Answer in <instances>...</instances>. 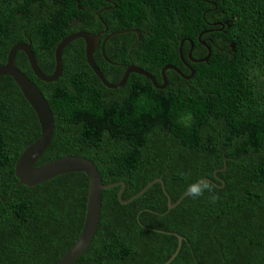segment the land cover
Wrapping results in <instances>:
<instances>
[{"label":"trees","instance_id":"trees-1","mask_svg":"<svg viewBox=\"0 0 264 264\" xmlns=\"http://www.w3.org/2000/svg\"><path fill=\"white\" fill-rule=\"evenodd\" d=\"M99 14V16H98ZM102 40L93 59L117 83L129 64L161 83V68L194 70L186 79L167 70L157 89L131 72L118 89L105 87L77 38L62 51V73L43 82L23 52L16 66L46 98L54 117L49 145L35 166L65 155L90 159L103 184L123 181L122 199L160 177L172 202L208 177L219 199L187 195L168 209L159 182L128 203L120 186L102 192L96 235L73 264H264V0H0V64L25 31L41 71L54 69V49L76 31ZM26 39V38H25ZM233 45V47H232ZM99 47V46H98ZM151 50V51H150ZM190 115V118H189ZM32 108L9 76H0V264H55L76 241L84 220L88 178L56 176L17 185L14 164L39 135ZM181 138V139H180ZM217 171V179L214 177ZM224 182V185L222 183Z\"/></svg>","mask_w":264,"mask_h":264},{"label":"water","instance_id":"water-1","mask_svg":"<svg viewBox=\"0 0 264 264\" xmlns=\"http://www.w3.org/2000/svg\"><path fill=\"white\" fill-rule=\"evenodd\" d=\"M99 16V14H98ZM107 31V27L105 25V29L103 31H99L95 34L89 33L87 31H76L72 32L66 37H64L55 47L54 49V69L49 74H44L41 69L39 68L33 51L31 50V44L30 42L24 43V42H17L14 45H12L7 53L6 61L2 64H0V76H9L12 78V80L15 82V84L18 86L21 94L27 101V103L32 108L34 114L36 115V118L39 123V135L20 153L18 158L15 161L14 164V174L17 179V185L22 184L25 186H34L38 185L42 182H45L49 179H52L56 176L71 173V172H83L87 178H88V188H87V198H86V205H85V215L84 220L82 223V227L80 230V233L72 245V247L60 258V260L55 264H73L89 247L91 242L93 241L98 225L100 220V210H101V202H102V192L105 189H110L115 186H120L118 191V201L120 203H128L131 200L135 199L137 196L144 193L153 183L159 182L161 184V188L164 192V194L167 197V206L168 209H171L175 207L185 196L186 192H184L175 202H172L167 191L165 190V186L163 183V180L160 177H157L151 181H149L136 195L132 196L131 198L124 200L122 199V192L125 188V183L123 181H116L109 184H103L100 173L97 169V166L88 158L84 156H78V155H65L63 157H59L56 159H53L51 161H48L44 164H41L39 166H35V163L39 159V157L43 154L45 149L50 143V140L52 138L53 132H54V117L53 113L51 111V108L42 94V92L38 89L36 84L29 79L21 70L18 69L15 62V56L18 51H21L25 54L30 69L34 76L43 81V82H52L56 81L61 73H62V51L69 44L71 41L80 38L84 41V55L85 60L89 67L92 69L94 74L98 77V79L101 81V83L110 89H118L121 88L125 83L126 80L131 72L137 73L140 75L145 76L147 79H149L153 86L157 89H164L168 85L167 77H166V71L171 69L173 71H176L179 75L182 77L189 79L193 76L194 70L192 67L185 61V58L183 56L181 47L185 41L189 42L190 47L187 52V57L190 61L199 63L207 61V59L210 56V47L206 44L204 40L201 39V33L198 36V41L206 47L207 54L203 58H193L192 57V50H193V42L190 38H183L180 40L179 44V57L183 64H185L189 70V75H184L176 66L174 65H165L161 69V83H158L157 80L154 78V76L144 70L143 68H140L138 66H135L133 64H129L126 66V69L121 77V79L117 83H111L107 81V79L104 77L103 73L99 69L98 65L93 59V54L95 52V49L100 45L101 53L107 62L111 63V61L106 57L105 54V43L106 41L118 34L126 33L128 31L135 32L137 35V39L140 38V31L137 29H130V30H116L109 34H107L102 40H100V37L103 33ZM233 47V45H232ZM225 158L223 160L224 167L218 170H215L213 172L214 177L217 179H220L217 177V171H223L226 168V162ZM201 179H209L208 177H203ZM210 180V179H209ZM221 180V179H220ZM224 185V182L221 186ZM178 239L177 247L174 251V253L170 256V258L164 263L168 264L170 261H172L178 254L183 237L179 235L176 232H168Z\"/></svg>","mask_w":264,"mask_h":264},{"label":"clouds","instance_id":"clouds-1","mask_svg":"<svg viewBox=\"0 0 264 264\" xmlns=\"http://www.w3.org/2000/svg\"><path fill=\"white\" fill-rule=\"evenodd\" d=\"M190 118V115H189ZM216 185L213 184L209 179H200L196 182L190 183L186 188V195L192 199H198L208 194L210 203H215L219 196L215 192Z\"/></svg>","mask_w":264,"mask_h":264},{"label":"flooded vegetation","instance_id":"flooded-vegetation-1","mask_svg":"<svg viewBox=\"0 0 264 264\" xmlns=\"http://www.w3.org/2000/svg\"><path fill=\"white\" fill-rule=\"evenodd\" d=\"M104 29H105V27H104ZM103 29V30H104ZM103 30H101V31H103ZM106 33V32H105ZM105 33H103L102 35H104ZM23 34H24V38H23V40H18V41H16V42H24V43H28V42H30V44H31V40L27 37V35H26V33H25V31L23 32ZM26 38V39H25ZM14 45V44H13ZM98 48H100V45H99V47H97V49ZM9 51V50H8ZM100 51H101V48H100ZM24 54V53H23ZM25 55V54H24ZM101 55H102V53H101ZM103 57V56H102ZM7 58V57H6ZM163 68V67H162ZM161 68V69H162ZM161 73V72H160ZM166 73H167V71H166ZM162 81V80H161Z\"/></svg>","mask_w":264,"mask_h":264},{"label":"bare ground","instance_id":"bare-ground-1","mask_svg":"<svg viewBox=\"0 0 264 264\" xmlns=\"http://www.w3.org/2000/svg\"><path fill=\"white\" fill-rule=\"evenodd\" d=\"M105 25V24H104ZM151 51V50H150ZM181 139V138H180Z\"/></svg>","mask_w":264,"mask_h":264}]
</instances>
